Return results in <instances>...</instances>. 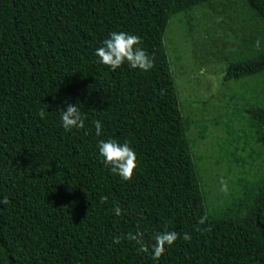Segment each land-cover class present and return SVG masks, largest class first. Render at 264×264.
<instances>
[{"label": "trees", "instance_id": "1", "mask_svg": "<svg viewBox=\"0 0 264 264\" xmlns=\"http://www.w3.org/2000/svg\"><path fill=\"white\" fill-rule=\"evenodd\" d=\"M218 1L0 0V199H9L0 203V264H264V173L243 196L231 193L208 211L165 43L174 15ZM235 1L246 14L228 12L240 21L229 26L241 29L242 44L227 57L225 79L264 78V0ZM114 31L139 36L154 68L101 63L96 49ZM259 86L238 110L246 127L237 131L264 148ZM68 104L81 109L85 128H63ZM237 131L227 130L229 143ZM109 138L136 152L130 181L102 163L98 142ZM204 215L211 231L197 232ZM166 229L192 240L178 239L153 260L154 237ZM137 231L149 253L125 238Z\"/></svg>", "mask_w": 264, "mask_h": 264}, {"label": "rangeland", "instance_id": "2", "mask_svg": "<svg viewBox=\"0 0 264 264\" xmlns=\"http://www.w3.org/2000/svg\"><path fill=\"white\" fill-rule=\"evenodd\" d=\"M235 9L240 19L245 17L244 7L235 0H219L216 8L205 5L174 15L165 36L180 106L189 119L188 134L194 139L193 154L199 160L208 211L224 207L231 193L243 196L248 183L264 173V148L255 138L237 131L246 127L238 110L256 96L248 90L255 91L259 85L262 89L264 78L225 79L227 57L242 44L241 29L232 30L240 21L233 24L228 15L236 13ZM228 129L237 131L239 141L229 143ZM253 149L259 154L252 153ZM222 178L228 183L227 194L220 191Z\"/></svg>", "mask_w": 264, "mask_h": 264}, {"label": "clouds", "instance_id": "3", "mask_svg": "<svg viewBox=\"0 0 264 264\" xmlns=\"http://www.w3.org/2000/svg\"><path fill=\"white\" fill-rule=\"evenodd\" d=\"M142 40L139 36L133 35L124 31L112 32L109 38L102 42V46L96 49L95 55L99 58V61L108 66L112 71L120 68L125 63L132 69H140L142 71H149L154 68V56H150L144 48L139 47ZM257 49L261 46V41L257 39L254 45ZM62 126L66 131L72 129L85 128V119L82 115L81 109L77 105L68 104L66 111L60 110ZM45 110L39 111L41 119L45 118ZM95 134L101 135L102 123L99 119L92 121ZM98 149L100 156L103 157L102 163L109 166L111 173L119 176L124 181H130L137 169V155L131 146L130 142L125 141L119 143L116 139L109 138L108 140H100L98 142ZM220 191L227 194L228 183L223 178L220 180ZM108 197L101 196L100 203H107ZM0 203L8 204L9 199L4 196L0 199ZM115 215L120 216L123 209L119 204L113 207ZM208 220L207 215L200 217L198 220V227L195 229L197 232L211 231V227H203ZM139 227V225L137 226ZM145 233L143 231H137L135 234L129 232L126 235V239L134 241L139 245L138 251L143 253H149V245L144 241ZM178 239H183L190 242L192 236L188 232L183 234L164 230L158 232L154 237V243L151 245V254L153 260H159L166 251V246L171 247ZM121 236L117 235L113 237L114 244H120Z\"/></svg>", "mask_w": 264, "mask_h": 264}]
</instances>
